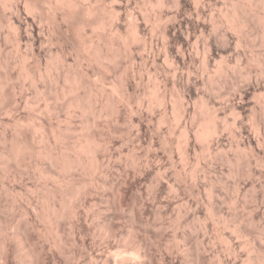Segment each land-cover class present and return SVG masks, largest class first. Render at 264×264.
<instances>
[{"label": "clouds", "instance_id": "1", "mask_svg": "<svg viewBox=\"0 0 264 264\" xmlns=\"http://www.w3.org/2000/svg\"><path fill=\"white\" fill-rule=\"evenodd\" d=\"M0 264H264V0H0Z\"/></svg>", "mask_w": 264, "mask_h": 264}]
</instances>
